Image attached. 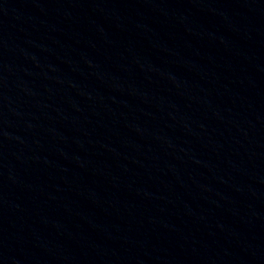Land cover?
Listing matches in <instances>:
<instances>
[{"label":"water","instance_id":"1","mask_svg":"<svg viewBox=\"0 0 264 264\" xmlns=\"http://www.w3.org/2000/svg\"><path fill=\"white\" fill-rule=\"evenodd\" d=\"M0 264H264V0H0Z\"/></svg>","mask_w":264,"mask_h":264}]
</instances>
